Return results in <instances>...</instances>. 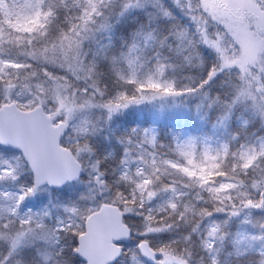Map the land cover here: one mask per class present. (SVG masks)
Here are the masks:
<instances>
[{
  "label": "clouds",
  "instance_id": "9594fccd",
  "mask_svg": "<svg viewBox=\"0 0 264 264\" xmlns=\"http://www.w3.org/2000/svg\"><path fill=\"white\" fill-rule=\"evenodd\" d=\"M210 2L0 0V51L17 53L0 59L22 65L0 75V110L43 118L72 165L55 186L76 188L60 214L29 206L46 177L5 135L0 264H100L81 237L101 215L119 225L103 264H264V0ZM21 10L41 13L33 31L11 27ZM161 101L206 127L116 131Z\"/></svg>",
  "mask_w": 264,
  "mask_h": 264
},
{
  "label": "water",
  "instance_id": "95a60500",
  "mask_svg": "<svg viewBox=\"0 0 264 264\" xmlns=\"http://www.w3.org/2000/svg\"><path fill=\"white\" fill-rule=\"evenodd\" d=\"M16 134L22 135L26 141L32 143L40 151L41 165L46 176L55 177L62 182V178L71 172L72 165L70 159L65 155L66 149L57 143L48 127L40 122L39 116L22 118L15 112L5 113L0 110V136L11 137ZM50 144L54 146L55 155L48 152ZM46 183L53 188L56 187V183H51L47 178L44 184ZM118 229L119 225L114 219L101 215L99 219L93 220L88 225L87 233L82 235L81 239L84 241L87 251L93 254L100 264H103L107 254L109 239Z\"/></svg>",
  "mask_w": 264,
  "mask_h": 264
},
{
  "label": "snow or ice",
  "instance_id": "6c2138e0",
  "mask_svg": "<svg viewBox=\"0 0 264 264\" xmlns=\"http://www.w3.org/2000/svg\"><path fill=\"white\" fill-rule=\"evenodd\" d=\"M36 6L38 7V5H36ZM206 6L211 7L213 9V11H215L216 7H217L215 4V0H211L210 4H208ZM22 13H23V10H21L20 13H17V17H18L17 23L12 24L11 27L17 29L18 31H33L39 23V16L41 15V13L38 11L35 12V17H36L35 20L30 19L29 15L27 13H23V14ZM236 37L240 41V44L243 46L244 58L250 59L253 56L254 51H255V47H256L255 40L244 29H239L236 33ZM0 43H2V41H0ZM215 46L219 47L218 44H216ZM2 56H3L2 51H0V57H2ZM225 59L227 62V58H225ZM21 67H22V65H20L19 63L13 62L11 59H7V60L0 59V75L4 74V69L15 68L18 70ZM144 87H145V85H141V89H143ZM147 87L152 88V89H159V88H161V85L159 83H153L150 81L149 84L147 85ZM165 91L171 92L172 89H171V87H168L167 89H165ZM116 107H120V105L117 104ZM40 122L44 126H46L43 118H41V117H40ZM9 138L12 139L17 145H19L20 147L23 148L28 159L31 161L32 167L36 172V183H37V185H39L41 183L42 176L49 179L51 183H59L60 182V180L55 178V177L46 176V173L42 169V165H41L42 155H41L40 151L32 145V143L26 141L25 138L20 134L13 135ZM4 139H5V136H0V140H4ZM149 139L151 141H154L155 137H151ZM48 152H49V154L55 155L54 146L52 144H50L48 146ZM242 156H243V158H245L247 160V162L249 164L252 162V159H254V157L249 156L248 153H246V152L242 153ZM189 163H192V161L189 160ZM16 166H18V164ZM13 168H14V165L12 164L11 161L0 159V172H3L4 169H10L11 170ZM184 171L186 173H188L189 175H195L196 174L195 172L190 171L188 168H185ZM8 174H11V173L9 172ZM0 178H2V177H0ZM226 187H231V185H221V188H226ZM30 191H35V190L32 189ZM20 199H23V197H20ZM249 203H251V202H249ZM84 251H85V254H88L86 247L84 248Z\"/></svg>",
  "mask_w": 264,
  "mask_h": 264
},
{
  "label": "trees",
  "instance_id": "16d2710c",
  "mask_svg": "<svg viewBox=\"0 0 264 264\" xmlns=\"http://www.w3.org/2000/svg\"><path fill=\"white\" fill-rule=\"evenodd\" d=\"M131 26L132 24L128 25V27ZM8 52L13 55L16 54V52L11 49ZM152 107L151 105H146L145 108L134 107L131 110H126V114L117 119L116 125L114 126L116 131L119 132L135 126L145 128L151 125H156L165 133L169 130L199 131L206 127L200 122L199 117L194 111L189 114H183L182 110L178 112L172 109H161L159 105L155 107L156 109ZM71 187L72 191L68 188H65V190L54 189L52 191V196L41 197L39 203H46L49 206H54L52 203L56 204L58 206L56 210L62 213L64 210L60 211L59 206H62L63 202L75 195L76 188L73 185H71Z\"/></svg>",
  "mask_w": 264,
  "mask_h": 264
},
{
  "label": "rangeland",
  "instance_id": "374dc122",
  "mask_svg": "<svg viewBox=\"0 0 264 264\" xmlns=\"http://www.w3.org/2000/svg\"><path fill=\"white\" fill-rule=\"evenodd\" d=\"M17 13H20V12L17 11V12L14 14V17H15V18L12 20V24H16V23H17V19H18V17H17ZM255 43H256V42H255ZM2 54H3V55L7 54V55H12V56H14V55L11 54L10 52H7V53H3V52H2ZM15 55H17V53H16ZM158 105L160 106L161 109H164V108H166V109H172V110H175V111H178V112H180V111L182 110L183 114H189V113L192 112V110H189V109L186 108V107L180 106V105H178V104H170V103H168L167 101H161V102H158V103L152 104L151 106H153V107H152L153 109H156L155 107H157ZM145 106H146V105L133 106V107L129 108L128 110H131V109H133L134 107L145 108ZM125 114H126V111H125V113H124L122 116H124ZM151 126H156V125H151ZM49 189H50V187L47 186V185H45L44 188H43L40 192H38V194H37L34 198H32V199L29 201V206L33 207L34 209H45V210H50L54 215H55V214H60V213L56 210V207H58L56 204H55L54 206H49V205L46 204V203H44V204H40L39 202H37V203H39L40 205H38V204L36 203L37 199H38V201H39V199H41V197H44V196H45V197L52 196L53 192L49 191ZM59 208H60V211H63V210H64V208L61 207V206H59Z\"/></svg>",
  "mask_w": 264,
  "mask_h": 264
}]
</instances>
